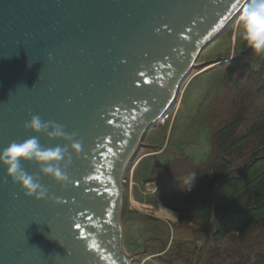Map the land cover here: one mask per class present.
Listing matches in <instances>:
<instances>
[{
	"label": "water",
	"instance_id": "95a60500",
	"mask_svg": "<svg viewBox=\"0 0 264 264\" xmlns=\"http://www.w3.org/2000/svg\"><path fill=\"white\" fill-rule=\"evenodd\" d=\"M247 2L0 0V150L32 135V115L82 143L67 188L38 176L48 201L25 198L0 169V264H130L127 163Z\"/></svg>",
	"mask_w": 264,
	"mask_h": 264
},
{
	"label": "rangeland",
	"instance_id": "374dc122",
	"mask_svg": "<svg viewBox=\"0 0 264 264\" xmlns=\"http://www.w3.org/2000/svg\"><path fill=\"white\" fill-rule=\"evenodd\" d=\"M237 18L201 52L168 115L143 136L128 162L122 182L121 227L123 247L131 257L130 264H180L176 260L167 263L157 257L166 252L167 248L165 251L161 248L165 238L169 239V244L179 239L192 243L193 227L196 231L201 227L199 222L178 211L184 206L182 199L192 192L182 191L181 182L194 172L197 174L195 186L198 173L207 162L210 137L230 118L231 110L239 103L238 98L253 94L245 104L247 110L240 134L264 109V95L256 92L263 80L256 78L253 71L246 76L248 79L241 81L235 76L230 79L225 73L229 59L248 49L239 37ZM249 61L256 64L260 61L259 55L253 54ZM253 147L254 142L248 146ZM159 207L174 209L169 211L176 216L172 219L158 217L154 210ZM160 223L168 225V229L159 226L160 230L155 231ZM196 239L189 249L198 255L204 250V259L206 243L199 236ZM217 244L223 247L225 242Z\"/></svg>",
	"mask_w": 264,
	"mask_h": 264
},
{
	"label": "trees",
	"instance_id": "16d2710c",
	"mask_svg": "<svg viewBox=\"0 0 264 264\" xmlns=\"http://www.w3.org/2000/svg\"><path fill=\"white\" fill-rule=\"evenodd\" d=\"M252 56L248 48L231 57L225 64V73L241 81L253 71L256 78L263 80L256 92L264 95V55H259L256 64L249 61ZM252 97L253 94L238 98L230 118L212 133L205 167L199 171L192 192L181 201L185 207H180L179 213L201 225L197 231L193 227L194 240L191 243L179 239L169 244L165 238L161 248L167 249L157 257L159 260H176L180 264H264V109L242 134L239 132L244 124L245 104ZM253 142L254 147L248 148ZM159 226L168 229V225L160 223L155 231L160 230ZM198 236L206 243L204 259V250L198 255L189 249ZM223 241V247L217 244Z\"/></svg>",
	"mask_w": 264,
	"mask_h": 264
},
{
	"label": "clouds",
	"instance_id": "9594fccd",
	"mask_svg": "<svg viewBox=\"0 0 264 264\" xmlns=\"http://www.w3.org/2000/svg\"><path fill=\"white\" fill-rule=\"evenodd\" d=\"M237 20L239 37L254 55H264V0H248ZM24 128L32 135L22 142L13 141L0 150V169L25 198L48 201L51 199L48 189L40 183L38 176L49 178L61 189L67 188L71 183L68 169L73 158L81 155L82 143L75 132L69 133L62 124L44 121L39 115H32ZM40 137L49 142L61 141L63 146H45ZM29 163L36 166V174L24 167ZM196 176L193 172L185 177L181 182L182 191L192 190ZM56 200L59 202V198Z\"/></svg>",
	"mask_w": 264,
	"mask_h": 264
},
{
	"label": "bare ground",
	"instance_id": "6f19581e",
	"mask_svg": "<svg viewBox=\"0 0 264 264\" xmlns=\"http://www.w3.org/2000/svg\"><path fill=\"white\" fill-rule=\"evenodd\" d=\"M238 17V16H237ZM164 119V116L160 119V121L161 120H163ZM154 213H155V215H157L158 217H162V218H165V219H169V218H173V217H175L176 215L174 214V213H172V212H170L169 210H166V209H164V208H162V207H159L158 209H155L154 210ZM171 218V219H172Z\"/></svg>",
	"mask_w": 264,
	"mask_h": 264
},
{
	"label": "snow or ice",
	"instance_id": "6c2138e0",
	"mask_svg": "<svg viewBox=\"0 0 264 264\" xmlns=\"http://www.w3.org/2000/svg\"><path fill=\"white\" fill-rule=\"evenodd\" d=\"M162 29H157V32H160ZM124 61H121V63H123Z\"/></svg>",
	"mask_w": 264,
	"mask_h": 264
},
{
	"label": "crops",
	"instance_id": "0c3cea01",
	"mask_svg": "<svg viewBox=\"0 0 264 264\" xmlns=\"http://www.w3.org/2000/svg\"><path fill=\"white\" fill-rule=\"evenodd\" d=\"M149 205H151V204H149ZM141 208V207H140ZM141 209H143V208H141ZM166 210H168V209H166Z\"/></svg>",
	"mask_w": 264,
	"mask_h": 264
}]
</instances>
